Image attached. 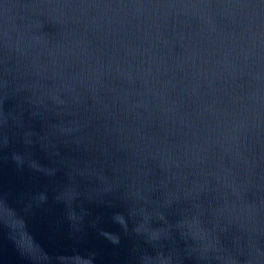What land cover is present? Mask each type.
Masks as SVG:
<instances>
[{
    "label": "water",
    "instance_id": "1",
    "mask_svg": "<svg viewBox=\"0 0 264 264\" xmlns=\"http://www.w3.org/2000/svg\"><path fill=\"white\" fill-rule=\"evenodd\" d=\"M0 264H264V0H0Z\"/></svg>",
    "mask_w": 264,
    "mask_h": 264
},
{
    "label": "clouds",
    "instance_id": "2",
    "mask_svg": "<svg viewBox=\"0 0 264 264\" xmlns=\"http://www.w3.org/2000/svg\"><path fill=\"white\" fill-rule=\"evenodd\" d=\"M118 218H119V222H120V223H122V224L125 223L124 220H123V217H121V216L118 215ZM116 242H117V241H116Z\"/></svg>",
    "mask_w": 264,
    "mask_h": 264
}]
</instances>
